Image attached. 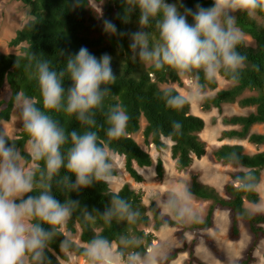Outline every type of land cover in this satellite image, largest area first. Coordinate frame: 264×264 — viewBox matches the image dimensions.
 Returning a JSON list of instances; mask_svg holds the SVG:
<instances>
[{
  "label": "clouds",
  "instance_id": "obj_1",
  "mask_svg": "<svg viewBox=\"0 0 264 264\" xmlns=\"http://www.w3.org/2000/svg\"><path fill=\"white\" fill-rule=\"evenodd\" d=\"M132 2L139 10V30L119 31L106 18L103 29L110 35L128 36L129 48L140 61L156 69L172 68L188 81L186 92L171 86L161 90V98L168 107L179 110L205 99L206 84L201 83V72L206 82L215 81L221 73L233 82L239 81L247 57L237 51L244 34L236 25L234 13L245 11L252 17L257 11H264V0H213L210 7L197 3L195 10L185 7L180 0ZM71 3L76 8L80 0ZM152 19L156 20L159 42L150 45V34L143 26ZM59 54L65 55L64 50ZM31 59L35 61L33 74L40 87L43 108L23 94L16 96V107L29 137L30 156L43 161L44 167L26 166L20 149L10 142L7 133L0 131V264H51L46 249L77 209L83 212L85 220H94L96 212L105 224L114 219L135 224L140 218L139 210L116 192L102 212L82 207L77 199L61 201L52 193L53 181L58 187L79 194L95 182L110 184L114 179L112 156L93 130L97 127V111H104L105 98L111 93L109 85L116 81L111 55L105 53L97 58L82 46L76 54L67 56L66 69L59 72L50 67L48 60L36 59L35 54ZM66 75L71 81L67 88ZM51 112L74 115L86 130L67 131ZM104 114L107 137L125 136L129 116L124 107L110 105ZM172 128L180 134L182 125L174 121ZM228 159L239 163L236 153L229 154ZM62 169L70 175L61 176ZM237 187L245 192L262 190L251 171L237 177ZM153 199L162 215L177 222L200 220L193 204L194 194L185 182L162 189ZM255 210L264 211V199L255 205ZM141 244L142 239L135 235H121L116 241L96 235L84 246L83 255L87 264H158L162 259L158 249L136 251ZM70 246L69 239L61 241L63 251Z\"/></svg>",
  "mask_w": 264,
  "mask_h": 264
},
{
  "label": "trees",
  "instance_id": "obj_2",
  "mask_svg": "<svg viewBox=\"0 0 264 264\" xmlns=\"http://www.w3.org/2000/svg\"><path fill=\"white\" fill-rule=\"evenodd\" d=\"M16 1H20L30 9L31 19L16 31L9 41L10 47L21 46L20 52L0 54V90L7 85L10 91L7 100H0V124L10 120L18 94L32 98L37 107L43 108L40 87L33 74L35 71V61L31 59L33 54L36 59L50 61V67L59 72L66 69L67 56L76 54L83 46L97 58L105 53L112 57L111 66L116 74V81L109 85L111 93L105 98L104 111H97V127L93 130L97 131L100 140L105 142L111 153L124 158V169L135 182H142V176L136 167L146 168L153 165L149 154L142 150L131 137L140 131L141 120L144 121L142 136L145 143L153 144L157 150H160L166 148V144L162 141L163 138L171 141V158L175 161L178 170L187 169L194 159H200L205 154V143L199 137V133L205 127L204 121L191 114L190 104L185 105L183 109H172L161 98L162 89L159 85L178 83L180 76L177 71L169 67L156 69L150 64L145 66L146 63L135 57L129 48L128 36L110 35L103 29V19L106 18L112 20L119 31L139 30V10L132 0H80L76 8H73L71 0ZM93 2L99 9L92 4ZM166 2L176 3L177 0H166ZM180 2L193 10L197 3L204 7H210L213 4V0H180ZM235 16L237 27L252 42V44H247L243 40L237 47V51L247 57L246 67L242 70L238 82H233L221 73L220 77L233 84L217 91L214 96L205 98L202 109L209 111L215 108L220 111L224 104L253 108V111L246 115L224 117L222 119L224 125L238 128L221 131L219 141L246 140L250 144L260 146L264 144V11H257L252 17L245 11H237ZM123 19L128 22H122ZM191 22L189 18V23ZM155 24L156 20L152 19L149 25L143 26V30L150 34V45L159 42V33ZM60 50H64L65 55L60 56ZM200 77L201 83L206 84V89L215 90L217 88L216 79L206 82L202 72ZM70 85L71 81L66 75L65 87ZM246 92L249 95H244ZM115 104H121L129 116L126 135L119 139H111L106 135L108 125L104 113L108 106ZM50 115L69 132L73 129L81 133L86 130V127L74 115L70 116L64 112H51ZM174 121L182 125L180 134H175L173 131ZM254 125H262L263 132L251 133ZM0 131H3L1 125ZM9 139L20 149L25 164L32 163L33 167H44L43 161L33 160L26 151L29 137L22 125L16 137H9ZM231 153L239 156V163L228 159ZM213 156L223 164L239 165L243 170L230 175L231 183L225 184L222 192L200 182L196 174L190 176L189 187L194 194V199L211 202L205 217L201 221L193 222L191 227L194 230L209 229L213 225L215 208L227 210L230 215L227 235L231 241L238 240L240 236L238 219L248 226L252 241L240 264H252L255 260L253 253L264 238V214L253 213L245 206L246 201L258 204L260 196L258 192L239 190L237 177L246 171H251L260 182L261 171L264 168V151L248 154L240 144H222L214 150ZM155 172L159 179L163 177L161 160L156 162ZM60 175H70V173L62 169ZM115 175L116 170L114 169L113 176ZM38 191L33 194H37ZM52 193L61 201L69 198L77 199L82 207L85 205L89 210L95 208L102 212L109 205L114 192L110 190L108 183L103 181L95 182L92 187L82 189L79 194L58 187L53 181ZM116 193L131 203L133 209L139 210L138 221L135 224H129L126 221L114 219L110 224H105L96 212H93V216L96 217L94 220H85L83 212L77 209L64 225L65 231L61 227L58 235L46 249V255L51 264L67 262L68 254L80 257L87 262L83 249L87 242L96 235L104 236L110 241H116L121 235H135L142 239V244L135 250L146 252L154 240V235L152 232L145 231V228L151 225L152 230L156 232L163 226H178L176 220L161 214L155 202H151L146 207L141 195L131 189L128 184ZM66 233L77 235L80 244L73 241ZM178 236L183 240V248L171 251L161 264H169L180 251L187 248L183 235L179 233ZM66 238L71 241V246L67 251H63L60 244ZM212 250L217 253L214 247ZM189 259L196 264H205L194 255L192 249L189 250Z\"/></svg>",
  "mask_w": 264,
  "mask_h": 264
},
{
  "label": "rangeland",
  "instance_id": "obj_3",
  "mask_svg": "<svg viewBox=\"0 0 264 264\" xmlns=\"http://www.w3.org/2000/svg\"><path fill=\"white\" fill-rule=\"evenodd\" d=\"M92 4L95 7L97 6L94 2ZM30 19V9L20 1L0 0V54H18L20 52L21 46L10 47L9 41L14 37L16 31L21 29ZM243 40L247 44H252L250 38L246 36H244ZM145 66H149V64H145ZM216 82L217 88L215 90L206 89L205 98L212 97L217 91L226 89L233 84L231 81H227L220 77V75L216 78ZM169 86L174 87L177 91L186 92L188 89V81L180 76V81L178 83L159 85L161 89ZM9 95V88L7 85H4L0 90V100H7ZM244 95H249V93L246 92ZM203 101L204 99L200 102L190 104L191 114L201 118L205 123L204 129L199 133L200 139L205 143V154L200 159H194L193 163L187 169L182 171L178 170L175 161L171 158V141L163 138L162 141L166 144V148L160 150H157L153 144L145 143L142 136L144 121L141 120L140 131L133 134L131 137L142 150L149 154L153 161V165L146 168H138L135 166L138 173L142 176V182L137 183L126 173L124 169V158L109 151L112 156L114 169L116 170L113 181L110 184L108 183L110 190L117 192L124 185L128 184L131 189L141 195L143 204L148 207L151 202H155L153 199L155 193L180 182H185L189 185L190 176L196 174L200 182L213 186L219 192H222L223 186L231 183L230 175L238 172L242 167L233 164H223L217 161L213 156L214 150L224 143L240 144L244 147L246 153L253 154L264 151V144L256 146L248 143L246 140L236 139L219 141L221 131L231 128L237 129L236 126L224 125L222 122L224 117L246 115L253 111V108H241L237 104H224L220 111L215 108L209 111H203ZM0 125L3 132L7 133L10 138L16 137L22 125L16 105L12 110L10 120L8 122H2ZM262 132V125H254L251 128V133ZM26 151L29 153L28 144L26 146ZM158 160H161L163 164L164 175L161 179L157 177L155 172V165ZM26 166L33 167V164H26ZM260 183L262 185V190L258 192V194L261 202V200L264 199V168L261 171ZM193 204L198 210L200 216L199 221H201L205 217L211 202L194 199ZM255 205L256 204L247 201L245 202V206L253 213L264 214V211H256ZM167 217L172 218L170 216ZM192 223L193 222H178L177 227L163 226L156 232L152 230L151 225L145 228V231L152 232L154 235V240L147 250L149 248L158 249L159 255L162 257V259L158 261V264H161L171 251L183 248V240L178 236L179 233L183 235L187 248L180 251L169 264H196L189 259L190 249H192L194 255L205 264H240L247 247L252 241L248 226L241 219H238L240 236L236 241H231L227 235L230 224V215L227 210L219 207L215 208L213 225L209 229L194 230L191 227ZM62 230L65 231L64 226ZM66 235L80 244L77 235H69L67 233ZM212 247L217 250V253L213 252ZM263 253L264 238L260 241L253 253L255 260L252 264H263ZM68 256L69 260L63 264H87V262L80 257L73 256L72 254H68Z\"/></svg>",
  "mask_w": 264,
  "mask_h": 264
},
{
  "label": "crops",
  "instance_id": "obj_4",
  "mask_svg": "<svg viewBox=\"0 0 264 264\" xmlns=\"http://www.w3.org/2000/svg\"><path fill=\"white\" fill-rule=\"evenodd\" d=\"M238 128V127H237ZM232 129V128H231ZM236 129V128H235ZM224 144H230V143H224ZM222 145V144H221ZM219 147V146H218ZM243 170V168H241V170H239V171H242ZM204 184V183H203ZM208 185V184H207ZM213 187V186H212Z\"/></svg>",
  "mask_w": 264,
  "mask_h": 264
}]
</instances>
